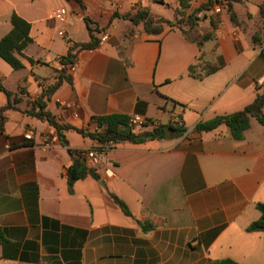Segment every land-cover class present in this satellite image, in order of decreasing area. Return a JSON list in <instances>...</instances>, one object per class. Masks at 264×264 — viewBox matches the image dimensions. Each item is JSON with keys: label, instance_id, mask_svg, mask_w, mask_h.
<instances>
[{"label": "crops", "instance_id": "obj_1", "mask_svg": "<svg viewBox=\"0 0 264 264\" xmlns=\"http://www.w3.org/2000/svg\"><path fill=\"white\" fill-rule=\"evenodd\" d=\"M79 1L0 0V40L11 30L12 14L30 25L32 40L22 52L23 69L14 71L0 58L4 87L22 89L0 131V264H212L226 258L264 264V232L246 231L260 217L256 204L264 205V126L251 119L240 141L224 125L194 131L199 122L243 110L261 92L264 48H253L250 36L264 0L234 6L245 31L223 10L216 38L201 48L171 26L147 35L140 25L126 37L130 23L122 16L147 8L173 22L177 0ZM60 8L67 12L63 24L53 16ZM85 18L102 31L95 33L98 48L77 53L72 83L46 102L58 123L73 128L68 148H100L74 130L93 131L97 116H138L160 126L175 113L187 131L142 145L108 144L100 180L76 181L70 193L67 147L53 127L23 112L55 82L68 41H90ZM207 28L202 21L200 29ZM206 64L218 70L204 75ZM6 102L0 91V110ZM136 221L153 228L143 232Z\"/></svg>", "mask_w": 264, "mask_h": 264}, {"label": "trees", "instance_id": "obj_2", "mask_svg": "<svg viewBox=\"0 0 264 264\" xmlns=\"http://www.w3.org/2000/svg\"><path fill=\"white\" fill-rule=\"evenodd\" d=\"M80 3L79 0H74ZM250 0H177V5L174 8V21L170 22L164 18H156L152 16L147 8L139 9L132 14L122 16L130 23L127 29L126 37H131L135 33V29L141 25L142 31L147 35H159L162 33L164 26H171L181 32L182 36L187 42L195 44L201 48L205 43L216 38V31L221 24V11L214 12L215 6L224 7V11L228 15L231 24L242 31L246 29V23L240 19L234 10L235 5H242L248 3ZM121 17V16H116ZM247 18H251L247 14ZM87 29L90 34V41L88 43H74L68 41L67 54L59 58L60 68L55 70V82L42 88L41 94L31 103L29 108L23 112L26 116L35 118L39 121L46 122L48 125L56 130L58 139L63 147H67V152L72 158L70 166L66 169V180L68 190L72 193L73 184L76 181L85 179L90 176L94 180L99 181L100 178L96 172L89 168L84 159L83 150H72L68 148L67 132L73 129L71 126L60 124L55 120V117L46 110V102L55 93V91L63 83H72V76L70 68L76 60L77 53L81 51H93L98 48L99 41L95 37V33H101L94 24L84 19ZM207 20L208 28L201 30V22ZM11 30L0 40V58L6 62L14 71L23 69L22 52L32 43L29 37L30 25L21 19L16 14L10 17ZM251 45L253 48H264V4L258 6V24L256 29L250 36ZM129 45V44H128ZM127 48L126 46H124ZM123 55V52L121 53ZM200 57L197 58L199 60ZM126 63L127 60L125 59ZM30 64L35 62L28 59ZM194 67L190 66L188 74L190 77L194 75ZM218 70L215 65L206 64L204 66V75H209ZM0 91L4 93L7 98L6 105L0 110V131H3L5 122V114L9 110H15V105L19 102L17 98L18 93H22L19 88L18 92L8 91L0 77ZM129 117L124 115H106L91 118V123L95 125L93 131L82 129H74L79 135L95 141L100 145L97 148V154L101 155L108 144H132L142 145L148 141L165 139V131L168 129L175 137H180L186 133V129L182 126L175 128L171 125H160L150 129H141L135 131L129 124ZM251 119L264 126V86L259 92L253 102L246 106L243 110L222 116H216L208 121L199 122L194 131L197 133L209 132L221 125L228 128L230 136L235 141L243 139L244 132L249 128ZM111 199L120 208L121 212L127 216L132 217L129 209L125 203L114 194H110ZM256 209L260 213L257 221L251 223L246 231L249 233L264 232V205L256 204ZM143 232L152 230L153 226L146 222L136 221ZM3 240V235L0 231V242ZM212 264H239L232 259H221L212 262Z\"/></svg>", "mask_w": 264, "mask_h": 264}, {"label": "built area", "instance_id": "obj_3", "mask_svg": "<svg viewBox=\"0 0 264 264\" xmlns=\"http://www.w3.org/2000/svg\"><path fill=\"white\" fill-rule=\"evenodd\" d=\"M152 1H154V0H152ZM221 10H224V7H222V6H215L214 7V12H219ZM53 16L58 23L63 24L66 22L67 12L64 8H60V9H57L53 12ZM60 35H62V32H60ZM77 67H78V64H77V61L75 60V62L73 63V65L70 68V72L71 73L74 72ZM260 86H264V82H260L259 87ZM129 124L132 128H134V130H140V129H142L146 126H149V125L152 128L158 126L155 122H150V121L143 119V118H140L138 116L131 117L129 119ZM169 125H171L175 128L182 127L183 123H182L180 116L176 115L175 113H170L169 114ZM25 138L31 139L32 133H30V132L27 133L25 135ZM100 156L101 155L97 154L96 148L86 150L84 153V159H85L86 164L88 165L89 168L93 169L96 172V174H99V171L101 169ZM103 173H105L106 175L109 174V172H107V169H103Z\"/></svg>", "mask_w": 264, "mask_h": 264}, {"label": "rangeland", "instance_id": "obj_4", "mask_svg": "<svg viewBox=\"0 0 264 264\" xmlns=\"http://www.w3.org/2000/svg\"><path fill=\"white\" fill-rule=\"evenodd\" d=\"M236 11H237V12L240 11V7H239V6L236 7ZM163 14H164V12H163ZM164 15H166V14H164ZM241 20H242V18H241ZM251 24H252V23H251ZM255 25L257 26V23H255ZM247 27H248V26H246V28H247ZM254 29H255V28H254ZM254 29H253V30H254ZM47 79H49V78H47ZM47 81H48V80H47ZM75 136H76L77 138H80V137H78V135H75Z\"/></svg>", "mask_w": 264, "mask_h": 264}, {"label": "water", "instance_id": "obj_5", "mask_svg": "<svg viewBox=\"0 0 264 264\" xmlns=\"http://www.w3.org/2000/svg\"><path fill=\"white\" fill-rule=\"evenodd\" d=\"M170 133H171V131L167 129V130L165 131V137H166V138H169V137H170Z\"/></svg>", "mask_w": 264, "mask_h": 264}]
</instances>
